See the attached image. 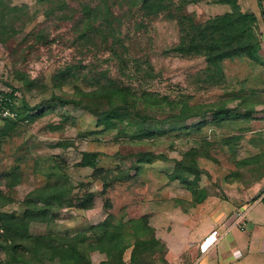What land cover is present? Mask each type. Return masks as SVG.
<instances>
[{
    "label": "rangeland",
    "instance_id": "obj_1",
    "mask_svg": "<svg viewBox=\"0 0 264 264\" xmlns=\"http://www.w3.org/2000/svg\"><path fill=\"white\" fill-rule=\"evenodd\" d=\"M103 1L0 0V29L7 20L18 33L0 37V89L18 91L20 111L29 119L0 120V264H61L37 252L34 239L60 245L85 237L88 244L102 236L105 222L124 232L121 220L144 214L163 243L150 264H185L179 247L189 239V225L195 230L191 239L197 236L203 203H251L264 187V0H182L185 13L202 24L234 5L258 16V60L227 59L212 77L206 76L204 56L174 53L181 43L176 19L143 13L131 18L127 7L108 0L114 27L121 30L113 45L106 22L86 19V7ZM108 78L138 96L169 99L175 105L171 121L177 122L151 126L145 134L121 125L107 129L90 111L59 100L80 99ZM184 105L189 112L183 113ZM168 109L156 111L159 122ZM191 150L202 153L199 171L186 174V181L174 179L177 161ZM85 152L100 153L95 167L83 164ZM121 173L129 178L116 180ZM25 216L22 222L13 218ZM125 231L130 264L135 237ZM13 253L21 259L14 261ZM86 256L91 264L109 259L100 250Z\"/></svg>",
    "mask_w": 264,
    "mask_h": 264
},
{
    "label": "trees",
    "instance_id": "obj_2",
    "mask_svg": "<svg viewBox=\"0 0 264 264\" xmlns=\"http://www.w3.org/2000/svg\"><path fill=\"white\" fill-rule=\"evenodd\" d=\"M116 1L119 3L117 5L122 6V9L124 7L128 8L129 14L132 15L131 18L136 14L138 15V13L140 15L143 13L146 16L164 14L167 18L176 19L181 28V43L173 49L174 53L204 56L209 63V70L206 76L212 77L214 75L212 74L214 68L221 69V63L230 58L246 57L251 60H258V55L260 54L258 50L259 43L254 31L255 24L258 22V16L254 13L243 12L238 7H235V5V8L233 7L230 13L202 24L195 20L193 14L185 13L184 7L186 2L182 0ZM14 10L17 11V9ZM85 14L88 21L106 22L110 31H112L113 45H116L120 41L118 33L121 30L119 27H114L115 19L112 17L113 13H111L109 8L108 0L101 2V5L96 9L86 7ZM112 19L114 20L112 21ZM9 25L10 23L7 20L1 24L0 37L2 40L4 37L10 38L12 35L14 37V35L18 34H14L12 32L14 30L13 27ZM89 32L94 33V31L90 30ZM95 32L100 33L101 29L96 27ZM146 74L150 76L151 73L147 72ZM96 86L97 89L94 91L80 93L82 95L80 99L70 100L59 97V100L62 105L73 104L90 111L97 117L98 125L107 129L120 128L119 125H121L123 128L131 127L133 130L139 129L144 133L145 129H149L151 126L157 127L158 124L171 123L172 121L177 122L176 120L171 121L175 105L170 103L169 99L161 100L160 97L147 92L138 96L130 87H125L112 78H108L106 82H102L99 79ZM17 92L16 89H12L11 96H14ZM168 105H170L168 116L159 122L160 119L156 116V111L161 113L166 110ZM223 109L224 105H221L217 111L220 113ZM189 111L190 108L184 105L183 113ZM23 114L19 106V120L7 119L4 123L16 124L24 123L26 120L29 121L26 115L24 116ZM151 134L154 136L155 132L152 130ZM201 154L199 150H191L184 153L183 160L177 161L174 179L180 178L186 181V174H197L199 171L197 164L198 156ZM99 155V152H85L83 154V164L95 167ZM151 157L153 158L154 155L151 154ZM161 157L166 158L165 155H161ZM142 160L151 161L152 159ZM127 178H129L127 174L121 173V178L118 179L117 177L116 180ZM260 178L263 179L264 176ZM204 197H199L197 203L202 202ZM259 199L260 196H257L251 203ZM3 218L4 215L0 213V220ZM13 218L22 222L27 217L25 216L22 219L18 217ZM6 223V220H4L3 225L7 227L8 232L10 228L6 226ZM126 224H130L129 228L126 227ZM118 226V229L132 231V236L135 237V246L130 264H150L153 262L152 257L157 251V247H162L163 243L155 236L154 229L149 222V216L144 214L139 218L130 217L127 223L121 220ZM112 227L113 224L110 221L105 222L102 228V236L88 244L85 237L82 240L71 239L60 245L53 244L47 237H36L33 243L38 248L37 252L40 254H42V251L45 252L48 260L51 262L59 260L61 264H91L86 253L100 250L109 257L105 264H126L124 259L125 251L131 247V242H126V240H128L130 235L125 230L124 232L114 231ZM144 235L148 237H144ZM84 243L85 245L83 246ZM12 257L15 259L14 261L21 259L14 253Z\"/></svg>",
    "mask_w": 264,
    "mask_h": 264
},
{
    "label": "crops",
    "instance_id": "obj_3",
    "mask_svg": "<svg viewBox=\"0 0 264 264\" xmlns=\"http://www.w3.org/2000/svg\"><path fill=\"white\" fill-rule=\"evenodd\" d=\"M257 201L260 202L255 205ZM257 201L232 204L228 201L217 203L207 200L202 205L204 222L195 239H191L192 231L195 230L189 225L191 227L188 231L189 239L179 247L178 259L182 257L185 264H264V201ZM247 205L253 207L249 218L246 219L245 227L227 229L225 223L228 217L239 206ZM191 222L192 219L189 218V224ZM214 227H219L222 237L209 252L202 254L201 241Z\"/></svg>",
    "mask_w": 264,
    "mask_h": 264
},
{
    "label": "built area",
    "instance_id": "obj_4",
    "mask_svg": "<svg viewBox=\"0 0 264 264\" xmlns=\"http://www.w3.org/2000/svg\"><path fill=\"white\" fill-rule=\"evenodd\" d=\"M12 91L0 89V120L5 121L7 119L19 120V97L18 93L11 96ZM26 123L28 120L25 121ZM264 199V191L260 195L259 200ZM248 210L245 206L236 208L234 212L228 217L225 225L227 229L230 228H244L246 225ZM222 237L219 227L212 229L207 235H205L200 244V250L202 254L210 251L214 246L218 244ZM240 256V255H239Z\"/></svg>",
    "mask_w": 264,
    "mask_h": 264
},
{
    "label": "water",
    "instance_id": "obj_5",
    "mask_svg": "<svg viewBox=\"0 0 264 264\" xmlns=\"http://www.w3.org/2000/svg\"><path fill=\"white\" fill-rule=\"evenodd\" d=\"M263 191H264V187L262 188L261 192L258 193V196H260Z\"/></svg>",
    "mask_w": 264,
    "mask_h": 264
}]
</instances>
